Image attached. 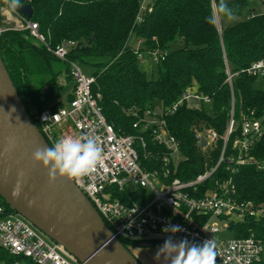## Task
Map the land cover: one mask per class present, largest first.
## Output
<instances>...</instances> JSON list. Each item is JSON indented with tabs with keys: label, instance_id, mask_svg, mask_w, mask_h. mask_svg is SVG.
Returning <instances> with one entry per match:
<instances>
[{
	"label": "trees",
	"instance_id": "trees-1",
	"mask_svg": "<svg viewBox=\"0 0 264 264\" xmlns=\"http://www.w3.org/2000/svg\"><path fill=\"white\" fill-rule=\"evenodd\" d=\"M21 1L31 5V19L39 24L52 46L67 39L78 42L69 59L83 68H94L92 90L100 95L107 121L123 133L135 132L131 125L135 118L128 114L133 107L138 111L153 108L154 103L168 107L189 88L210 96V105L190 108L183 104L166 117L168 130L184 156L176 171H170V177L192 180L213 168L233 117L224 159L200 184V193L214 189L217 181L231 179L240 200L264 205V170L255 165L238 166L229 160L236 154L232 144L241 132L242 117L251 112L260 117L264 109V78L244 71L254 61L264 59V13L252 14L248 0H227L237 18L231 24L221 18L217 26H212L207 18L212 14L213 0H151L145 11L139 9L140 0ZM1 20L0 15V26ZM134 43L139 44L138 48ZM153 50L166 52L164 60L153 65L155 78L138 59L139 53ZM0 58L31 117L72 83L68 65H62L27 32H1ZM227 72L232 75L230 83L226 81ZM61 105L59 101L53 107ZM210 130L216 138L201 148L194 134L207 138ZM158 147H152L148 139L149 150ZM250 154L256 160L264 157V136ZM160 160L158 154L151 162L144 160V165L161 170ZM230 230L235 237L253 236L264 246V218L248 217L232 224ZM120 242L130 251L132 242L124 238ZM11 261L12 257L0 248V264Z\"/></svg>",
	"mask_w": 264,
	"mask_h": 264
},
{
	"label": "built area",
	"instance_id": "built-area-1",
	"mask_svg": "<svg viewBox=\"0 0 264 264\" xmlns=\"http://www.w3.org/2000/svg\"><path fill=\"white\" fill-rule=\"evenodd\" d=\"M248 1L258 2L264 13V0ZM150 2L140 0V11L149 9ZM0 15V33L27 32L34 42L68 65L72 79L71 96L66 102L60 100L61 106L48 104L35 110L32 120L49 147L68 136L79 138L89 135L97 139L103 148L101 159L90 174L72 178V181L90 201L113 237L132 242L130 247L164 243L169 236L174 241L187 239L195 244L212 238L216 244V264L263 262L264 246L253 236L235 237L230 226L242 223L248 217L264 218V205L240 200L231 179L217 181L214 189L200 193V184L216 171L224 159L225 145L233 131V117L223 137L221 155L213 168L192 180L171 178L170 171H176L184 156L177 139L168 130L166 117L183 104L190 108L210 105V96L189 88L168 107L159 105L142 111L133 107L128 114L135 118L131 124L135 132L123 133L105 118L100 95L92 90L94 76L86 74L79 62L69 59V53L79 45L76 40L67 39L52 46L37 22L18 9L12 11L5 0H0ZM137 21H140V16ZM165 55V51H146L139 53L138 59L141 65H155L164 60ZM244 71L264 78V59L254 61ZM231 77L227 72L226 81L230 83ZM241 121V132L232 144L236 154L229 160L238 166L255 165L258 170H264V157L256 160L250 154L253 145L264 136V109L260 117L253 116L251 112L244 115ZM215 138L216 133L210 130L207 142ZM148 139L152 147L159 146V149L149 150ZM158 154L162 162L161 170L144 165V160L151 162ZM168 225H179L182 230L175 234L162 231ZM222 232L230 233V237H221ZM0 248L12 257L11 264H83L24 217L8 210L1 198Z\"/></svg>",
	"mask_w": 264,
	"mask_h": 264
},
{
	"label": "water",
	"instance_id": "water-1",
	"mask_svg": "<svg viewBox=\"0 0 264 264\" xmlns=\"http://www.w3.org/2000/svg\"><path fill=\"white\" fill-rule=\"evenodd\" d=\"M18 10L31 18L30 4ZM194 138L201 148L206 146L204 138L196 134ZM42 146L48 144L0 58V197L83 264H141L113 237L72 179L50 181L43 166L33 162V152ZM18 181L19 194L14 195Z\"/></svg>",
	"mask_w": 264,
	"mask_h": 264
},
{
	"label": "clouds",
	"instance_id": "clouds-1",
	"mask_svg": "<svg viewBox=\"0 0 264 264\" xmlns=\"http://www.w3.org/2000/svg\"><path fill=\"white\" fill-rule=\"evenodd\" d=\"M8 7L15 11L22 7L21 0H5ZM221 18L234 21L236 15L227 0H213L212 14L207 23L217 26ZM15 111V109H13ZM103 148L93 136L79 138L63 137L51 147H39L32 154L34 163L40 164L47 171L50 181L57 177L69 179L90 174L101 159ZM22 175V174H21ZM20 182H17L13 194L18 195ZM179 225H168L162 231L172 234L180 232ZM216 244L214 239H207L201 244L190 243L187 239L174 241L172 236L158 246L153 259L157 264H216Z\"/></svg>",
	"mask_w": 264,
	"mask_h": 264
},
{
	"label": "rangeland",
	"instance_id": "rangeland-1",
	"mask_svg": "<svg viewBox=\"0 0 264 264\" xmlns=\"http://www.w3.org/2000/svg\"><path fill=\"white\" fill-rule=\"evenodd\" d=\"M249 4H250V6L252 7V9L254 10L252 14L262 13V9L260 8V5H259L258 2H254V1H253V2H249ZM236 18H237V17H236ZM234 21H235V20H234ZM234 21H228L226 18L223 19V22H224L225 24H231V23L234 22ZM131 43H132V42H131ZM138 43H139V42H138ZM138 43H137V44L134 43L133 46L136 47V48H138V45H139ZM61 64H62V62H61ZM62 65H63V64H62ZM142 66H143V69H144L145 71H147V72L150 74V76H152L153 78L156 77L157 74H156L155 66H153V63H147L146 65H142ZM82 68H83V67H82ZM83 70H84V72H85L86 74H91V73L93 72L94 68H86V67H84ZM152 70H153V72L150 73ZM257 86L262 87V85H260V84H258ZM71 88H72V83L66 85V86L64 87V89L61 91L60 95L57 96L55 99H53V100L51 101V104H56V103L59 102L60 100H62L63 102H66V100H67V96H68V94L70 93ZM154 106H155V107H159V104L154 103ZM204 139L206 140V138H204ZM206 141H207V140H206ZM220 236L223 237V238L228 239V238L230 237V233H228V232H222V233L220 234ZM133 247H134V246H133ZM262 260H263V262H264V251H263V253H262Z\"/></svg>",
	"mask_w": 264,
	"mask_h": 264
},
{
	"label": "crops",
	"instance_id": "crops-1",
	"mask_svg": "<svg viewBox=\"0 0 264 264\" xmlns=\"http://www.w3.org/2000/svg\"><path fill=\"white\" fill-rule=\"evenodd\" d=\"M70 93H71V90H70ZM70 93L68 94V96H70ZM68 96H67V99H68ZM161 245L153 246V245L144 244L141 247L134 250L135 257L138 259V261L141 264H157V261L153 259V256L158 246H161Z\"/></svg>",
	"mask_w": 264,
	"mask_h": 264
},
{
	"label": "flooded vegetation",
	"instance_id": "flooded-vegetation-1",
	"mask_svg": "<svg viewBox=\"0 0 264 264\" xmlns=\"http://www.w3.org/2000/svg\"><path fill=\"white\" fill-rule=\"evenodd\" d=\"M137 248H139V247H136V246H134V247H129V249H130V251L132 252V254L135 256V253H134V250H136Z\"/></svg>",
	"mask_w": 264,
	"mask_h": 264
},
{
	"label": "bare ground",
	"instance_id": "bare-ground-1",
	"mask_svg": "<svg viewBox=\"0 0 264 264\" xmlns=\"http://www.w3.org/2000/svg\"><path fill=\"white\" fill-rule=\"evenodd\" d=\"M30 118L32 119V117L30 116Z\"/></svg>",
	"mask_w": 264,
	"mask_h": 264
}]
</instances>
